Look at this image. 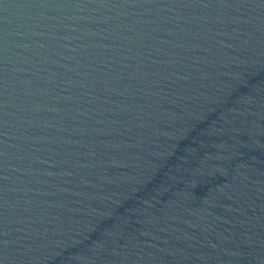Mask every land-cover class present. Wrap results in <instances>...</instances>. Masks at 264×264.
<instances>
[{"label":"water","instance_id":"water-1","mask_svg":"<svg viewBox=\"0 0 264 264\" xmlns=\"http://www.w3.org/2000/svg\"><path fill=\"white\" fill-rule=\"evenodd\" d=\"M0 264H264V0H0Z\"/></svg>","mask_w":264,"mask_h":264}]
</instances>
